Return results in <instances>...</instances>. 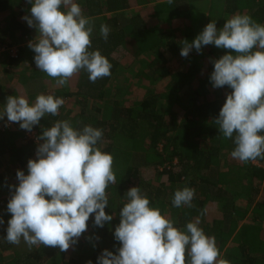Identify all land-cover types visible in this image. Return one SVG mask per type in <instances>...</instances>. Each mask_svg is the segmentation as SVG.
Segmentation results:
<instances>
[{
	"label": "trees",
	"instance_id": "trees-1",
	"mask_svg": "<svg viewBox=\"0 0 264 264\" xmlns=\"http://www.w3.org/2000/svg\"><path fill=\"white\" fill-rule=\"evenodd\" d=\"M199 1L173 0L169 4L167 0H74L83 15L93 22L90 51L99 50L112 67L110 76L95 83L81 70L77 73V86L70 92L67 83L52 91L47 88V78L52 77L37 69L35 53L29 48V42L25 43L32 29L24 17L30 16L32 5L27 0H0V14H7L0 20L3 22H0V46L9 45L8 39L19 44L17 54L7 57V80L24 88L30 104L39 94L63 98L65 103L55 121L68 120L78 129L85 125L102 129L103 137L97 147L116 159L121 151L116 147L122 143L127 146L124 152L129 150L127 159H130L121 172L113 163L116 183L106 189L109 203L105 208L113 219L103 227L94 224L92 214L87 230L64 252L58 247H29L23 239L18 245L10 244L4 237L11 218L7 204L14 194L13 186L19 184L16 173L22 170L28 174L29 159L37 158L36 155L34 158L38 147L35 139L43 143L38 138L52 124L50 115L41 118L40 124L31 130L35 139H30L28 130L12 129L6 116L0 120V218L4 221L0 224V264H97L104 249L117 254L121 245L115 240L114 231L120 223V210L128 202L126 192L131 187H139L150 200V207L158 208L174 222V227L186 230L188 222H198L206 235L215 238L220 253L218 259L228 264H264V228L261 226L264 223V171L254 166L253 161L244 163L233 159L230 155L235 147L233 140L225 139L215 124L227 92L231 93L232 89L213 87L210 81L213 61L226 53H235L214 45L204 46L199 53L193 48L188 57L180 58L181 68L172 72L167 67V58L180 54L182 42L191 43L198 35L195 22L203 27H200L202 31L214 21L220 29L226 20L241 14L264 25V6L253 13L256 9L250 0H202L208 3L209 12L206 18L195 20L192 7ZM217 1L219 7L215 9ZM131 4L141 7L139 13L131 11ZM13 8L16 10L12 11ZM145 8H151V27L141 14ZM259 12L260 16L256 17ZM159 21L169 27L175 22L180 25L171 31L159 32ZM102 24L111 29L107 41L100 34ZM118 50L137 62L134 71L131 66L121 71L123 67L114 56ZM22 65L28 68L18 77L14 71L25 67ZM201 74L202 80L197 79ZM168 77L164 90L153 89L158 80ZM73 98L76 112L68 108ZM174 110L183 113L184 122L177 120ZM0 111H3L1 104ZM205 142L207 145H203ZM254 161L264 164V158ZM177 167L180 172L176 173ZM147 169L154 172V178L144 176ZM162 177L166 179L163 181ZM184 187L195 190L192 207L173 206L175 191ZM207 204L218 210L216 216L220 219L214 220L215 215L211 223L203 219ZM7 254L12 258L5 263L3 258Z\"/></svg>",
	"mask_w": 264,
	"mask_h": 264
},
{
	"label": "clouds",
	"instance_id": "clouds-1",
	"mask_svg": "<svg viewBox=\"0 0 264 264\" xmlns=\"http://www.w3.org/2000/svg\"><path fill=\"white\" fill-rule=\"evenodd\" d=\"M32 6L24 17L39 38L29 43L37 69L65 85L84 70L90 82L111 75L112 65L99 50L90 51L93 22L83 15L74 0H27ZM169 4L173 0H167ZM63 7L64 10H61ZM110 27L100 26L107 41ZM180 55L188 57L193 48L204 46L233 50L213 61L210 81L214 88L232 89L215 119L219 132L235 145L230 155L247 163L264 158V25L248 15L236 14L217 29L208 23L189 43L182 42ZM63 98L39 94L34 103L23 95L7 97L0 120L19 123L31 131L45 116H57ZM103 130L91 125L74 128L68 120H57L38 138L36 159H29L28 174L16 173L19 180L7 204L11 218L4 239L29 246L43 245L67 251L94 224L103 227L113 219L105 212L109 203L106 189L116 183L113 156L97 147ZM128 202L120 210L114 238L120 242L117 254L104 249L97 264H228L218 259L214 237L205 234L198 222H188L186 230L150 207L139 187L126 192ZM195 190L189 187L174 193L175 207H192ZM4 221L0 218V224ZM97 239H99L97 237ZM91 264V262H89Z\"/></svg>",
	"mask_w": 264,
	"mask_h": 264
},
{
	"label": "rangeland",
	"instance_id": "rangeland-1",
	"mask_svg": "<svg viewBox=\"0 0 264 264\" xmlns=\"http://www.w3.org/2000/svg\"><path fill=\"white\" fill-rule=\"evenodd\" d=\"M250 1L253 4L254 9H256V10L253 11V13L256 12L257 9H259V8L264 6L263 2L260 3L257 0H250ZM131 5L133 7L131 11L134 12V13L135 12L139 13V10H141V7H137L134 4H131ZM218 7H219V1L215 2V4H214V8L215 9L218 8ZM145 9H146V11H143L141 14L144 16V18L146 20L145 22L147 23L148 27H151V26H153L151 24L152 19L149 16L151 14V8H145ZM13 10H16V8H13L12 11ZM208 12H209L208 3L206 1H202L201 0V1L197 2L194 5V7H192V15H193L192 18L195 19V20H198V18L202 17V16H204L206 18ZM259 14H260V12L257 14L256 17H259L260 16ZM5 15H7V14H5ZM5 15L0 14V20H2L3 17L5 18ZM213 18H216V17L214 16ZM0 22L3 24L2 21H0ZM195 23H196L195 26H197V29H198V30H196L195 33L199 34V32L202 31L200 29L201 26H200L199 22H195ZM24 24H26V23L24 22ZM157 24H158L159 32L160 31L161 32H167V31H171L172 28L178 27L180 25V22H178V23L175 22L172 25H170V27L168 26V24H166L163 21H159V23L157 22ZM201 28H203V27H201ZM31 29H32V31L29 33V35L25 39V43L26 42H29V43L30 42H35V40L39 38V34H38L37 29H34L32 27H31ZM19 38L20 37L17 36L18 40H19ZM6 43L9 44L8 46H9L10 49H7L6 52H4V53L3 52L0 53V104L3 106V108H4L5 104H6L7 97H9V96H20V95H23L27 99V93H25L24 88L17 86L15 82L14 83H10V81L7 80V77H8V75H7L8 62L6 60H7V57H10L13 54L14 55L17 54V50L19 49V47H18L19 44L18 43H14V41L10 40V39L6 40ZM114 56L119 61V64L123 67L121 69V71H123L125 68L129 69L128 66H131L132 67L131 70H133V71H134L135 68L138 67L137 62H135L129 55H127L123 51L118 50L114 54ZM180 58H183L180 54L177 57H169V58H167V67H170V70L172 72L176 71L177 68H181L182 67ZM22 66H25V65H22ZM26 68H28V67L27 66H25V67H21L20 66L18 69H16L14 71V73H16V75H18V77H19V76L22 75V73L25 71ZM77 76H78V74H75L67 82V86L69 87V91L70 92H74L75 87L77 86ZM202 76H203V74H201L197 79H199V80L201 79L202 80ZM120 78L121 77L118 76L117 80H119ZM168 80H169V77H168V79L166 78V79L158 80V82L156 84H154V88L153 89L156 90V91L157 90L158 91L164 90L166 88V85L168 84ZM116 83L120 84V81H117ZM47 85L49 86V87L47 86V88L50 91H52L55 88H59V85H57L56 80H53L52 78L51 79L47 78ZM16 88H18V90H16ZM137 94H139V92H137ZM73 101H74V98L71 99V103L69 104L68 108L69 109L71 108L70 110H73V112H76L77 107L74 105ZM122 106L126 107V104H123ZM69 109H67L66 112L69 111ZM174 112H175V114H177V120L179 122H184L183 113L179 112L177 110H174ZM54 121H55V116H49L50 124H53ZM9 126H11L12 129H16V130L21 129L20 126H19V123L12 122V123L9 124ZM22 130H24V129H22ZM28 132L31 133V131H27V133ZM35 142L37 143V145L40 144V142L37 139L35 140ZM204 144L207 145V142L203 143V145ZM126 147L127 146H124L122 143H120L116 147V149H118V148L121 149L120 156L117 155L118 157L116 159H114V162H113L114 165L116 166L115 168L117 169L118 172L119 171L121 172V170L124 169V167L127 165L128 160H130V159H127L128 158L127 156H129V150H126L124 152V149ZM202 147H203V149L208 148V146H202ZM35 155L36 154H34V158H35ZM134 164H137V163L134 161ZM175 172L176 173L180 172V168L177 167V169H175ZM143 174L148 179L154 178V176H155L154 172L151 171L150 169H147L146 171H144ZM165 179H166V177H162L161 178V180H163V181ZM243 200H244V198H243ZM242 203H244V202H242ZM205 208L210 210L212 208V206L210 204H207V205H205ZM213 215L214 214H212V213H207L206 215L204 214L203 219L205 221H207L208 219L211 220ZM85 238H87V237H85ZM11 258H12V256L11 255L9 256V254H7V255L4 256L3 261L5 263H7V262H9L11 260Z\"/></svg>",
	"mask_w": 264,
	"mask_h": 264
},
{
	"label": "crops",
	"instance_id": "crops-1",
	"mask_svg": "<svg viewBox=\"0 0 264 264\" xmlns=\"http://www.w3.org/2000/svg\"><path fill=\"white\" fill-rule=\"evenodd\" d=\"M228 94H230V92H227ZM227 97V96H226ZM201 125H205L204 123H202ZM223 142H225V141H223ZM203 148V147H202ZM252 164L254 165V166H257L258 168H261L263 171H264V164H262V163H260V162H258V161H253L252 162ZM252 208H253V206H252ZM252 208H251V211H252ZM207 213H212V214H214L215 216H213V218H215L214 220H217V219H220L219 217H217L216 215H218V210L216 209H213V207L210 209V210H208V209H206V208H204V214L206 215ZM249 213H250V211H249ZM249 213L247 214V218H249ZM213 220V221H214ZM209 223H211V221L212 220H210V219H208L207 220ZM212 221V222H213ZM261 226L264 228V223H261ZM89 232V231H88ZM262 236H263V239H264V229L262 230Z\"/></svg>",
	"mask_w": 264,
	"mask_h": 264
},
{
	"label": "built area",
	"instance_id": "built-area-1",
	"mask_svg": "<svg viewBox=\"0 0 264 264\" xmlns=\"http://www.w3.org/2000/svg\"><path fill=\"white\" fill-rule=\"evenodd\" d=\"M258 1H264V0H258ZM7 49H10L9 48V46L8 45H2V46H0V53H4V52H6V50ZM13 52V51H12ZM11 52V53H12ZM15 55L13 54V55H11V57H14ZM27 136L30 138V139H35V134H34V132H32L31 131V133H27ZM36 140V139H35Z\"/></svg>",
	"mask_w": 264,
	"mask_h": 264
}]
</instances>
